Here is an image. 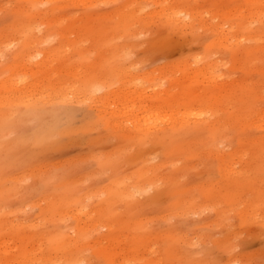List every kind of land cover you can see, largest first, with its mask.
I'll list each match as a JSON object with an SVG mask.
<instances>
[{
    "label": "rangeland",
    "instance_id": "rangeland-1",
    "mask_svg": "<svg viewBox=\"0 0 264 264\" xmlns=\"http://www.w3.org/2000/svg\"><path fill=\"white\" fill-rule=\"evenodd\" d=\"M0 264H264V0H0Z\"/></svg>",
    "mask_w": 264,
    "mask_h": 264
},
{
    "label": "bare ground",
    "instance_id": "bare-ground-1",
    "mask_svg": "<svg viewBox=\"0 0 264 264\" xmlns=\"http://www.w3.org/2000/svg\"><path fill=\"white\" fill-rule=\"evenodd\" d=\"M39 1V0H38ZM41 1H43V0H41ZM49 1V0H48ZM182 3V2H181ZM181 3H174V4H171V3H167V4H165L164 6H163V8L162 9H164V10H162V13H164V14H166V15H168V16H170V18L171 17H174L173 19H177V21H179L181 24H179V25H181V27H183V24H185L186 25V22L188 21L187 20V16L186 17H182V15H183V13L185 12V10H183V9H181L180 7H179V5H181ZM161 12V11H160ZM159 13V12H158ZM161 13V14H162ZM163 15V14H162ZM165 15H163V17H164ZM167 16H165V19H167L166 18ZM200 16L199 15H197V14H191L190 16H189V21L190 22H192L191 21V18H199ZM194 19H192V20H194ZM168 20V19H167ZM166 20V21H167ZM170 21H171V19H170ZM174 21V20H173ZM172 21V22H173ZM195 21H196V19H195ZM168 22V21H167ZM171 23V22H170ZM175 23V22H174ZM193 24V23H192ZM177 25V24H176ZM184 25V26H185ZM178 26V25H177ZM194 26V25H193ZM186 27H187V25H186ZM178 28H180V27H178ZM188 28V27H187ZM189 28H191V27H189ZM43 29H41V30H39V32L40 31H42ZM138 35V34H137ZM31 68V67H30ZM130 72V71H129ZM128 72V73H129ZM132 72V71H131ZM130 72V73H131ZM127 74V73H126ZM128 75V74H127ZM131 75V74H130ZM137 75V74H136ZM130 77H132V75L130 76ZM140 77V76H139ZM142 77H143V75H142ZM134 79H136V77L135 78H133L132 80H134ZM140 79V78H139ZM139 79H137V81L139 80ZM129 81H130V79H128ZM143 80V79H142ZM141 81V80H140ZM21 83H22V81H20ZM134 82H136V80L134 81ZM16 83V82H15ZM18 83H19V80H18ZM20 83V84H21ZM139 83V82H138ZM138 83L136 84V85H138ZM141 83V82H140ZM143 83V82H142ZM20 84H19V86H20ZM26 84V83H25ZM37 84H41L42 85V83L40 82V83H36L34 86H32V84H31V86H32V88L31 89H33V87H34V89H35V86H39V85H37ZM134 85H135V83H133ZM40 85V86H41ZM133 85V86H134ZM140 85V86H139ZM138 86H137V88L138 87H142L141 85L142 84H139ZM15 86H16V84H15ZM30 86V87H31ZM39 86V88L41 89V87ZM16 87H18V84H17V86ZM23 88H24V86H22ZM43 87H44V85H43ZM43 87H42V89H43ZM135 87V86H134ZM144 87V86H143ZM142 87V88H143ZM26 89L27 88H29L28 86H26L25 87ZM141 88V89H142ZM26 89H24L25 91H26ZM39 89V90H40ZM41 89V90H42ZM125 89V88H124ZM138 89H140V88H138ZM41 90H40V93H41ZM27 91L31 94L32 92H30V90H28L27 89ZM32 91V90H31ZM34 91V90H33ZM43 91H44V93H45V90L43 89ZM42 91V92H43ZM100 91H101V88H100ZM118 91V90H117ZM121 91H123V90H121ZM121 91H119V92H121ZM126 91V90H125ZM129 91V90H128ZM36 92H37V90H36ZM28 93V94H29ZM97 92L95 91V93L91 96V98L92 99H94V100H97V99H99V97H97V94H96ZM114 93V92H113ZM124 93L126 94V92H124L123 91V95H124ZM132 93V92H131ZM141 93H142V91H141ZM37 94V93H36ZM41 94H43V93H41ZM115 94V93H114ZM134 94V93H133ZM145 94V93H144ZM32 95H34V93H32ZM32 95H30V97L32 96ZM47 95H48V98H49V94L47 93ZM117 95V94H116ZM116 95H114V97H116ZM118 95H119V93H118ZM117 95V97H120V96H118ZM28 96V95H27ZM45 96V94L43 95V97ZM131 96V95H130ZM142 96V95H141ZM41 97H42V95H41ZM81 97V95H74V97H73V99H71V100H75V102H79V98ZM127 97V96H126ZM134 97V96H133ZM138 97V96H137ZM26 98V97H25ZM82 98V97H81ZM125 97L123 96V99H124ZM43 99V100H42ZM68 99H70V98H68ZM122 99V100H123ZM125 99H127V98H125ZM124 99V100H125ZM129 99V98H128ZM32 100H33V98H32ZM35 101H36V99H34ZM45 100V98H41V102L42 101H44ZM78 100V101H77ZM35 101H33V102H35ZM39 101H40V98H39ZM47 101V100H46ZM50 101V100H49ZM99 101H100V99H99ZM126 101V100H125ZM129 101H132V99H129ZM128 100L126 101V102H129ZM123 102V101H122ZM36 103H37V101H36ZM124 104H125V102H123ZM130 104H131V102H129ZM132 103H135V102H132ZM120 104H121V102H120ZM124 104H122V105H124ZM127 104V103H126ZM106 105V104H105ZM121 105V106H122ZM107 106H109V105H107ZM126 106V105H125ZM128 106V105H127ZM133 106H135V104L133 105ZM155 106V105H154ZM128 107H130V106H128ZM136 107V106H135ZM157 107V106H156ZM155 107V108H156ZM159 107V106H158ZM160 107H162V106H160ZM163 107H164V105H163ZM123 108V107H122ZM137 108V107H136ZM152 108V107H151ZM133 110V109H132ZM131 110V111H132ZM142 110H144V109H142ZM126 110H124V112H125ZM136 111V110H135ZM152 112L153 111V108H152V110H149V112ZM158 110H156L155 112H157ZM72 110H69V109H67V108H62V107H59L58 109H57V113H56V115H55V117L53 118V122H55V123H60V121H62L63 119L62 118H64L67 114H69V115H72ZM119 112H121L120 110H119ZM123 112V111H122ZM137 112V111H136ZM148 112V113H149ZM135 113V112H134ZM141 113V112H140ZM200 113H202V112H200ZM120 114H122V113H120ZM136 114V113H135ZM134 114V115H135ZM149 114H151V113H149ZM156 114V113H155ZM157 114H160V111H159V113H157ZM143 115H145V116H149V115H147V114H143ZM152 115H153V112H152V114H151V117H152ZM203 115V114H202ZM133 116V115H132ZM136 116V115H135ZM135 116H134V118H135ZM139 116V115H138ZM141 116V115H140ZM150 117V116H149ZM148 117V118H149ZM153 117H155V115H153ZM201 117V116H200ZM138 117H136V119H137ZM142 118V117H141ZM158 118V117H157ZM161 118V117H160ZM133 119V118H132ZM153 119H155V118H153ZM180 119V118H179ZM183 119H184V117H183ZM188 120V119H187ZM42 121V120H41ZM149 121H151L150 120V118H149ZM148 120L146 121V122H149ZM155 121H157V119L155 120ZM185 121V120H184ZM144 122V121H143ZM153 122V121H152ZM152 122H151V124H152ZM182 122H183V120H182ZM145 123V122H144ZM156 123V122H155ZM186 123V122H185ZM184 123V124H185ZM187 123H189V122H187ZM143 124V123H142ZM154 124V123H153ZM228 124V123H227ZM212 125H213V123H212ZM226 125V124H225ZM213 127V126H212ZM138 194H140V193H138Z\"/></svg>",
    "mask_w": 264,
    "mask_h": 264
}]
</instances>
